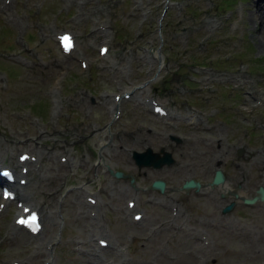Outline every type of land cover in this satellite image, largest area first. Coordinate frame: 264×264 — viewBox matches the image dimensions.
<instances>
[{"label": "rangeland", "instance_id": "rangeland-1", "mask_svg": "<svg viewBox=\"0 0 264 264\" xmlns=\"http://www.w3.org/2000/svg\"><path fill=\"white\" fill-rule=\"evenodd\" d=\"M253 1L168 0L162 10L165 0H0V146L8 150L0 158L12 164L18 150L37 155L36 162H23L27 177L33 163L40 171L21 190H33L27 201L38 206L42 223L39 235L9 228L13 202H8L0 210L1 264H24L26 258L27 264H258L264 259L260 205L245 208L239 194L228 193L221 201L233 200L229 211L263 230L249 242L243 233L213 227V242L205 245L196 225L203 220L208 226L200 212L214 210L211 193L220 190L219 181L209 188L211 197L180 185L188 176L208 185L214 166L209 155L218 157L225 184H241L245 195L256 182L264 184V46L248 18ZM62 28L74 35L73 58L55 44L53 33ZM100 42L108 48L103 55L97 51ZM149 83L157 89L155 101L174 115H157L140 99ZM122 90L129 96L119 97L120 114L110 120V94ZM168 133L182 141L173 142ZM214 137L227 148H211ZM235 140L263 150L253 151V158L239 157ZM146 145L162 146L173 159L156 168L137 166L131 151ZM60 154L67 159L61 161ZM71 158L79 162L64 166ZM108 166L124 176H112ZM155 177L170 186L162 191L176 197L182 211L178 205L177 213L168 215V204L161 203L166 197L149 186ZM37 190L52 192L45 196ZM86 193L95 205L86 202ZM128 196L137 203L139 220L124 207ZM164 218L166 226L156 230ZM98 235L106 246H96ZM46 242L52 246L44 248ZM37 244L44 254L36 255ZM94 247L100 256H92Z\"/></svg>", "mask_w": 264, "mask_h": 264}, {"label": "flooded vegetation", "instance_id": "flooded-vegetation-1", "mask_svg": "<svg viewBox=\"0 0 264 264\" xmlns=\"http://www.w3.org/2000/svg\"><path fill=\"white\" fill-rule=\"evenodd\" d=\"M188 84H191L190 82ZM151 90H152V94L153 95H157V89L155 88L154 85H152L151 87ZM168 137L173 139L171 137V134H168ZM182 141V139H179L177 140L176 142H180ZM173 142H175V140L173 139ZM169 144H172V142H167ZM208 144L210 145L211 148H227V144L224 143L223 145H221L219 142L218 143H214L212 140H210L208 142ZM210 158L212 159L213 158V155H209ZM215 161V160H213ZM209 179V178H208ZM206 180L205 184H208V185H204V184H201L200 183V196L201 195H206L208 194L209 192L211 193L210 189L211 188V184H209V180ZM218 183V187L220 188V190H222L223 192H228L229 194H232V193H235V194H239L241 196H247L245 195L244 193H242V187L240 186L241 184H239V187H230L229 185L225 184V182L222 180L220 182H217ZM217 183H215V185H217ZM170 188V186H168V184L165 182V186H164V189H168ZM194 195H197L198 193L197 192H194L192 191ZM165 194H168V192H164ZM227 193V194H228ZM212 206H213V211L209 212V213H205L207 215H212L214 216L215 218V225H208L206 227V224L203 223L202 220H200V226H202V228H206V230L210 233H212L211 231V228L214 227H219L225 231H228V232H231V233H243L246 238L249 240V242H254L252 235H253V230L249 229L248 227H251V224H249V222H246V221H243L241 219H239V215L238 213L236 212H233V211H229V212H223L221 213L220 211V208L227 202L226 200L224 201H221L222 199L224 198H228L227 196H218V193L217 192H212ZM244 194V195H243ZM207 196V195H206ZM208 196H210L208 194ZM216 196H218V198H216ZM250 196V195H249ZM202 197V196H201ZM211 197V196H210ZM242 200V204L243 206L246 208V207H253V206H256V205H253V203H245L243 201V199L241 198ZM229 201V200H228ZM231 201V205H232V201L233 200H230ZM230 205V207H231ZM229 207V208H230ZM202 213V212H200ZM201 216V215H200ZM206 217L207 219H210L211 217L210 216H204ZM213 242V241H212Z\"/></svg>", "mask_w": 264, "mask_h": 264}, {"label": "bare ground", "instance_id": "bare-ground-1", "mask_svg": "<svg viewBox=\"0 0 264 264\" xmlns=\"http://www.w3.org/2000/svg\"><path fill=\"white\" fill-rule=\"evenodd\" d=\"M251 6L249 7V8H247L248 9V18H249V20H250V24H251V27H253L254 29H255V31L257 32V34H258V37L260 38V40H259V44L260 45H263L264 46V0H254L253 2H251V3H249ZM5 6H7V5H5ZM121 145V144H120ZM4 146H6L5 144H4ZM3 146V147H4ZM38 147V146H37ZM9 148V147H8ZM4 149V148H3ZM8 151V150H7ZM11 151V150H10ZM44 151V150H43ZM2 152H4L2 149H1V146H0V155H1V157H2ZM46 153V152H45ZM10 155V154H9ZM71 160L72 161H66L65 163H64V166H67L69 163H73V164H75V163H77V162H79V158H71ZM30 163V162H29ZM37 166V165H36ZM36 166L33 168V170H32V172H31V175L30 176H28V177H26L27 178V181L29 180V183H30V181L38 174V172L40 171L38 168L36 169ZM38 167V166H37ZM41 169H43V168H41ZM43 173V172H42ZM42 175V174H41ZM64 175V174H63ZM43 176V175H42ZM41 178V177H40ZM39 178V179H40ZM58 183H60V182H58ZM58 185V184H57ZM39 186H40V184H39ZM39 186H37V189H38V187ZM164 186H165V182H164V184H163V189H164ZM57 188V187H56ZM48 190V189H47ZM52 190V189H51ZM38 191V190H37ZM83 191V190H82ZM39 192V191H38ZM52 192V191H51ZM51 192H49V191H46V190H42L41 192H39V193H42L43 195H45V196H47V195H50L51 194ZM18 193H19V197L20 198H22V199H25V198H28V196H32L33 195V190H31V188L29 187L28 188V190H27V192H25V191H18ZM26 193L28 194V196H26ZM56 194V193H55ZM53 196V195H52ZM29 199V198H28ZM97 202V201H96ZM95 202V203H96ZM30 204V203H29ZM98 204V203H97ZM136 205V203H134V206ZM80 206H81V204H80ZM43 214V213H42ZM44 215V214H43ZM99 216V215H98ZM142 217V216H141ZM141 217H139V219L141 218ZM93 219V218H92ZM97 223V222H96ZM95 224V223H94ZM99 225H100V223H99ZM11 226H13L14 227V225L12 224ZM98 226V225H97ZM15 228V227H14ZM96 228H100L101 229V227H96ZM16 230H18V229H16ZM40 230H41V228L37 231V233H39L40 232ZM157 230V229H156ZM98 231H100V230H98ZM100 232H102V231H100ZM15 234V233H14ZM39 235V234H38ZM5 236H7V234H5L4 236L2 235V241H3V239L5 238ZM99 236V235H98ZM13 238V237H12ZM42 238V237H41ZM99 238H101V237H99ZM7 239V238H6ZM14 239V238H13ZM47 239V238H46ZM9 240H11V239H9ZM1 241V240H0ZM48 241V240H47ZM110 241V240H109ZM40 242H42V241H40ZM108 243V242H107ZM40 244H37V250H36V255H38V253L39 254H44V251L40 248ZM44 246V245H43ZM106 246V245H105ZM111 246V245H110ZM99 247V246H98ZM114 247V246H113ZM116 247V246H115ZM45 248V247H44ZM95 251H92V253H95V254H92V256L94 255L95 257H98V256H100V252L99 251H97L96 252V250H97V248L96 249H94ZM109 250V249H108ZM46 256V255H45ZM44 257V256H43ZM46 259H47V257H46ZM98 259V258H97ZM96 259V260H97ZM28 258H26V259H23V263L24 264H27L28 263ZM1 261H2V259H1ZM2 263H4V262H2ZM1 264V263H0ZM6 264V263H5Z\"/></svg>", "mask_w": 264, "mask_h": 264}, {"label": "water", "instance_id": "water-1", "mask_svg": "<svg viewBox=\"0 0 264 264\" xmlns=\"http://www.w3.org/2000/svg\"><path fill=\"white\" fill-rule=\"evenodd\" d=\"M132 156L135 159V162L140 165V164H159L163 160H169V154L168 152H163L161 156H158L156 153H153L150 151V149L147 147L143 151H133ZM115 175H120L121 172L119 170L114 171ZM222 179V174L219 169L215 170L211 183H215L219 180ZM163 181L160 178H155L151 181L150 186L151 187H156L159 190H163ZM190 184L198 185V182H196L193 179H188L185 180L182 185L184 187H187ZM259 195L264 197V189L262 187H258L256 192ZM229 204L226 206L228 208Z\"/></svg>", "mask_w": 264, "mask_h": 264}, {"label": "snow or ice", "instance_id": "snow-or-ice-1", "mask_svg": "<svg viewBox=\"0 0 264 264\" xmlns=\"http://www.w3.org/2000/svg\"><path fill=\"white\" fill-rule=\"evenodd\" d=\"M33 220H35V217L33 216ZM24 221H21V223H23Z\"/></svg>", "mask_w": 264, "mask_h": 264}, {"label": "trees", "instance_id": "trees-1", "mask_svg": "<svg viewBox=\"0 0 264 264\" xmlns=\"http://www.w3.org/2000/svg\"><path fill=\"white\" fill-rule=\"evenodd\" d=\"M37 106H38V105L36 104V108H37Z\"/></svg>", "mask_w": 264, "mask_h": 264}]
</instances>
